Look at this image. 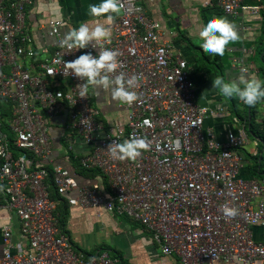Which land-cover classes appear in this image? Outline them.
I'll use <instances>...</instances> for the list:
<instances>
[{"label": "built area", "instance_id": "built-area-1", "mask_svg": "<svg viewBox=\"0 0 264 264\" xmlns=\"http://www.w3.org/2000/svg\"><path fill=\"white\" fill-rule=\"evenodd\" d=\"M142 1L120 0L121 15L109 25L110 41L101 43L119 51L120 71L126 76L143 77L135 89L141 101L120 103L125 122L105 127L89 95L79 97L77 85L84 81L63 74V61L86 53L97 56L99 49L89 45L67 53L59 46L61 22L51 20L47 34L55 39L54 49L42 52L40 73H32L25 61H36L37 53L31 36L21 32L32 0H0V105L11 107L6 123L0 120V211L16 218L28 247L13 250L14 229L5 221L0 225V264L117 263L107 251L86 258L71 246L57 226L49 175L56 194L69 205L126 215L151 234L163 255L177 256L180 264H264V236L257 241L252 233L257 225L264 228V179L240 175V150L248 140L246 117L237 116L242 128L227 130L222 142L204 127L207 117L223 109L196 103L187 61L160 41V24L146 15ZM216 3L236 15L243 0ZM61 113L90 146L80 166L98 170L109 193L98 183L80 186L60 165L42 166L52 154L49 121ZM133 135L150 141L151 149L136 161L113 160L107 146ZM225 203L238 209L236 217L223 215Z\"/></svg>", "mask_w": 264, "mask_h": 264}, {"label": "crops", "instance_id": "crops-1", "mask_svg": "<svg viewBox=\"0 0 264 264\" xmlns=\"http://www.w3.org/2000/svg\"><path fill=\"white\" fill-rule=\"evenodd\" d=\"M100 2L101 0H32V4L26 6L24 28L21 32L31 36V46L37 56L36 61H25L26 67L32 73L39 74L38 61L45 54L42 52L46 50L50 54L53 51L55 39L47 34V26L51 20L61 22L59 28L61 36L70 29L78 28L81 23L94 19L109 27L106 24V16L94 18L89 15L88 6ZM141 4L146 15L160 24V41L169 47L173 55H180L187 61L196 103L223 109L220 115L207 117L204 123V127L211 129L218 141H224L227 130L238 131L242 128V123L236 121L237 113L246 117V123L252 116L257 123L264 126V118L259 120L256 117L255 106L249 107L240 101L236 102L235 111L232 101L227 102L226 98L221 97L218 91L212 88V81L217 76L223 75L222 77L229 81L240 74L242 67H245L250 75L264 82V0H243L242 8L236 15L225 13L217 5L216 0H143ZM253 8H258L256 14L252 13ZM120 15L121 13L115 20ZM212 17H227L239 29L240 40L230 43L223 56L205 53L200 47L203 41L198 35L199 30ZM234 58L240 63L233 65ZM89 100L98 110V119L105 127L125 122V109L120 103L114 102L109 94L101 92L96 96L90 90ZM2 105H6L9 113L11 112L9 103ZM262 105L264 110V102ZM2 110L4 109H0V115L4 113ZM246 123L247 144L251 143L248 134L251 132ZM68 125L65 113L49 121L52 154L49 160L41 163L42 166L51 169L54 165H60L70 171L80 186L98 183L109 193L106 180L100 172L96 177H85L79 173V160L88 154L90 146ZM262 131L264 132V128L260 129V133ZM259 136H253L254 152L248 155L249 164H243L240 172L241 177L245 179H262L254 172L257 158L260 160L264 157V141ZM240 153L244 160L247 154L243 148ZM75 194L76 192H73V195ZM62 207L64 232L71 246L86 258L107 251L111 258L117 261L116 264H180L177 256L163 255L160 245L153 240L151 234L124 214L103 209H83L66 203L59 208ZM5 221L10 222L14 229L13 250L27 251L28 247L19 233L16 218L11 213L0 211V225ZM252 233L253 238L260 241L264 236V228L257 225L252 228Z\"/></svg>", "mask_w": 264, "mask_h": 264}, {"label": "clouds", "instance_id": "clouds-1", "mask_svg": "<svg viewBox=\"0 0 264 264\" xmlns=\"http://www.w3.org/2000/svg\"><path fill=\"white\" fill-rule=\"evenodd\" d=\"M122 7L120 0H101L99 4L88 6L89 15L94 18L106 16L107 25H112L115 22ZM111 35V27L100 23L98 19L81 23L78 28L70 29L64 33L59 40V46L66 48L67 53L85 49L89 45L93 49L98 48L99 52L97 56L86 53L73 61H63V74H74L84 81L77 85L80 98H87L91 90V93L96 96H99L101 92L107 93L114 102L118 103L131 105L140 102L141 96L135 89L140 87L143 79L142 74L126 76L123 71H120L122 64L118 59L119 51L101 47L103 41H110ZM198 35L203 41L200 45L201 49L205 53L219 56L224 55L230 43L240 40L238 26L227 17H212L200 28ZM212 88L216 89L221 97L238 98L249 107L264 102V82L250 75L245 68H241L240 74L229 81H226L222 76H217L212 81ZM151 147V142L146 138L133 135L120 143L113 141L106 150L113 160L136 161L144 151L150 150ZM0 190H2V186H0ZM221 211L227 218H234L238 215V209L228 203L221 206Z\"/></svg>", "mask_w": 264, "mask_h": 264}, {"label": "trees", "instance_id": "trees-1", "mask_svg": "<svg viewBox=\"0 0 264 264\" xmlns=\"http://www.w3.org/2000/svg\"><path fill=\"white\" fill-rule=\"evenodd\" d=\"M220 72H221V69H220ZM220 72H219V74H220ZM229 100L232 101L231 102L232 107L236 111L237 110V108H236L237 107V103L235 102V100L233 98H230ZM2 104L0 105V109H4V110H2V111H4V113H1L0 119H1L2 122L4 121L3 122V124H4V123H6V119L9 118L10 113H9L8 107L6 105H2ZM252 113H254V112H252ZM237 114H238L239 117L243 118V115H241L240 113H237ZM244 118H245V116H244ZM247 123H248V125L250 127L251 134H253V136H257V137L260 135L259 137L264 141V132L262 131V133H260V129L264 128L263 124L262 123H257L255 121V119H253L252 116L250 117V121L247 122ZM78 170H79V173L84 175L85 177H96V176L100 175L98 170H85V169L81 168L80 164L78 166ZM254 172L257 173V176H260V178H262V179L264 178V157H261L260 160L257 158L256 165L254 167ZM46 183L48 185L49 196H50L51 199H53V201L56 204L55 215L57 217V226L59 227V229L62 232H64V227H63L64 219L61 218V217H64V213H63L64 208L63 207L59 208V207L64 205L65 203L68 205V203L63 198H61L59 195L56 194V191H55L53 183H52L51 175H49Z\"/></svg>", "mask_w": 264, "mask_h": 264}, {"label": "rangeland", "instance_id": "rangeland-1", "mask_svg": "<svg viewBox=\"0 0 264 264\" xmlns=\"http://www.w3.org/2000/svg\"><path fill=\"white\" fill-rule=\"evenodd\" d=\"M62 84H64L65 86H68V82H65V81H63L62 82ZM234 100H235V102H240V100L238 99V98H233ZM227 102H230V100L229 99H225ZM262 103L263 102H261V103H258L259 104V106H255L256 107V117H257V119H259V120H262L263 118H264V110H263V105H262ZM9 115V114H8ZM248 134H249V141L251 140V143H247L244 147H243V149H244V151L246 152V158L242 161V164H249V157H248V155H251L253 152H254V149H255V147L253 146V144H252V140L254 139V137L248 132ZM260 134V133H259ZM260 147H261V145H260Z\"/></svg>", "mask_w": 264, "mask_h": 264}]
</instances>
